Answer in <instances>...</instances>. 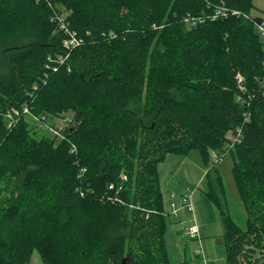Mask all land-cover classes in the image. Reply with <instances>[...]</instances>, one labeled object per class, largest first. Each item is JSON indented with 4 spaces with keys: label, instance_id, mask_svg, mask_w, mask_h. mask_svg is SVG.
Instances as JSON below:
<instances>
[{
    "label": "trees",
    "instance_id": "1",
    "mask_svg": "<svg viewBox=\"0 0 264 264\" xmlns=\"http://www.w3.org/2000/svg\"><path fill=\"white\" fill-rule=\"evenodd\" d=\"M59 5L81 40L71 49ZM221 6L239 14L213 19ZM254 7L0 0V63L8 59L0 77V264H29L35 250L43 264H170L158 167L168 153L193 148L206 160L210 150L231 154L245 226L226 209L218 172L206 174V196L222 219L227 263H259L264 40ZM188 15L204 19L187 26ZM21 32L37 38L5 44ZM24 105L38 115L73 109L74 125L55 146L30 133L23 113L9 124L8 112ZM238 128V139L228 137Z\"/></svg>",
    "mask_w": 264,
    "mask_h": 264
},
{
    "label": "rangeland",
    "instance_id": "2",
    "mask_svg": "<svg viewBox=\"0 0 264 264\" xmlns=\"http://www.w3.org/2000/svg\"><path fill=\"white\" fill-rule=\"evenodd\" d=\"M253 3L255 7L252 9L251 14L254 16L264 14V0H253ZM59 7L66 10L62 5H59ZM190 25L191 24L187 23V26ZM29 35L28 33L22 32L14 33L6 38L5 44L12 46L17 43L25 42V40L30 41L31 39L34 40L37 38V35ZM7 62L8 59L4 57L3 61L0 63V77L7 70ZM43 115L46 117V120L44 121L45 123L41 125L40 121L35 117H41ZM67 116L74 117L75 110L66 109L56 113L45 112L39 115L32 111V114L25 115V118L29 122L30 133L34 137L38 139L42 137L52 139L54 145L57 146L60 143V136L57 134L56 130L63 132L74 123L73 120L70 123H66ZM227 135L232 140H236L239 137L238 133H233L232 131H229ZM232 164V156L226 151L217 152L210 150L207 160L198 148H193L186 154L168 153L159 163L158 169L159 185L162 191L164 209L169 225L178 223L183 217L187 218L189 215L192 216L187 209L184 210V214L182 212L180 214H175L174 210L176 206L180 204L179 202H181L182 196L193 189L197 194L201 193L206 189L208 179L206 174L209 173L211 177L215 179L219 173L222 177L226 192L224 198L226 200V209L235 221L244 227L246 211L233 176ZM111 186H113V184H111ZM225 200L223 202H225ZM172 203H174V206ZM198 211L199 210L195 211L196 214H199L197 213ZM216 219V221L211 222L208 226V232L206 231L205 234L201 235L206 263L202 253L197 252V249L200 247L199 240L189 239L185 235L183 237L174 233V231H167V248L170 264H228L223 241L224 227L218 209H216ZM202 220L204 219L199 215L198 221L202 223ZM35 261L37 262L36 264H43L36 250L29 264H34ZM258 264H264V257L260 258Z\"/></svg>",
    "mask_w": 264,
    "mask_h": 264
},
{
    "label": "built area",
    "instance_id": "3",
    "mask_svg": "<svg viewBox=\"0 0 264 264\" xmlns=\"http://www.w3.org/2000/svg\"><path fill=\"white\" fill-rule=\"evenodd\" d=\"M238 15L239 11H229L227 8L221 6L216 8V10L214 11L213 14H211V17L214 19L216 17H227L229 15ZM65 11H61V13L55 15V18L60 22V27L63 29V31L67 34L66 38H64L63 40V44L67 49H71L74 46L78 45L81 40L77 34V32L74 29H71L65 22ZM204 17L203 16H193V15H188L187 17H185V21L191 25H195L198 22L203 21ZM254 25L256 27V30L260 36L261 39L264 40V14L260 15L259 18L254 20ZM69 57V52H65V54L61 55L59 57V60L61 62H64L66 59H68ZM241 79V78H240ZM21 113H23L24 115L27 114H32V111L30 110V108L27 105H24L22 107V109H12L11 111L8 112L7 117L10 119V125L13 123V121L15 120V118L19 115H21ZM38 121H40V124L43 125L46 120V117L43 115L41 117L36 116L35 117ZM42 118V119H41ZM74 117H70L67 116L66 117V123H70L73 120ZM248 119V118H246ZM57 134L60 136L59 138L62 139L64 138V133L62 131H58L56 130ZM240 132V128H238V135ZM238 139V138H237ZM76 150V146L73 144L71 151H75ZM85 170V168L83 169V171ZM194 193L195 190H189L188 192H186V194L184 196H182L181 198V202H179L180 204L176 206L175 208V214L178 213L179 209L181 207L186 208L190 213H192L193 215V219L185 226L184 228V235L189 238V239H197L200 242V247L197 249L198 253H202L203 255V259L206 261L205 255H204V250H203V244H202V239H201V234H200V228L199 225L196 221L195 215H194ZM172 205L174 206V203H172Z\"/></svg>",
    "mask_w": 264,
    "mask_h": 264
},
{
    "label": "crops",
    "instance_id": "4",
    "mask_svg": "<svg viewBox=\"0 0 264 264\" xmlns=\"http://www.w3.org/2000/svg\"><path fill=\"white\" fill-rule=\"evenodd\" d=\"M197 192L194 193V215L196 218V221L199 225L200 228V233L205 234L206 231L208 230V226L211 224V222L216 221V209L217 207L213 204V202L206 196V191H202L201 193ZM184 210H186V208L181 207L178 211V213L180 214L181 212L184 214ZM196 210H199L196 214ZM188 213V212H187ZM192 214V213H191ZM199 215L202 219L203 222L200 223L198 221L199 219ZM179 217V216H178ZM181 218V217H180ZM193 219V215H189L187 218H181L180 221H178V223L169 225L168 223V232H172L174 231V233H177L181 236L184 237V228L185 226ZM208 232V231H207ZM37 262L35 261L34 264H36Z\"/></svg>",
    "mask_w": 264,
    "mask_h": 264
}]
</instances>
